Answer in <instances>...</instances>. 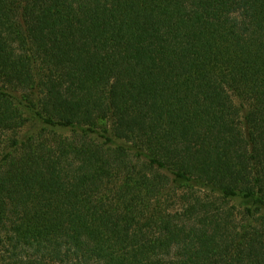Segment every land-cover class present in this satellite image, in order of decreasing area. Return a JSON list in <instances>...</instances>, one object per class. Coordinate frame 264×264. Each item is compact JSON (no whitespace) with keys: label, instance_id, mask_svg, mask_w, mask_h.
<instances>
[{"label":"trees","instance_id":"1","mask_svg":"<svg viewBox=\"0 0 264 264\" xmlns=\"http://www.w3.org/2000/svg\"><path fill=\"white\" fill-rule=\"evenodd\" d=\"M0 264H264V0H0Z\"/></svg>","mask_w":264,"mask_h":264}]
</instances>
